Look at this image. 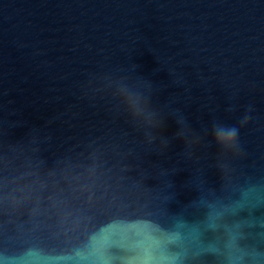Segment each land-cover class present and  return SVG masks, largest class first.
I'll list each match as a JSON object with an SVG mask.
<instances>
[{
  "label": "water",
  "instance_id": "obj_1",
  "mask_svg": "<svg viewBox=\"0 0 264 264\" xmlns=\"http://www.w3.org/2000/svg\"><path fill=\"white\" fill-rule=\"evenodd\" d=\"M0 264H264V0H0Z\"/></svg>",
  "mask_w": 264,
  "mask_h": 264
},
{
  "label": "clouds",
  "instance_id": "obj_2",
  "mask_svg": "<svg viewBox=\"0 0 264 264\" xmlns=\"http://www.w3.org/2000/svg\"><path fill=\"white\" fill-rule=\"evenodd\" d=\"M238 129L235 127L226 130V135L221 133H216V139L218 142L225 143L226 141L235 142L237 139Z\"/></svg>",
  "mask_w": 264,
  "mask_h": 264
}]
</instances>
